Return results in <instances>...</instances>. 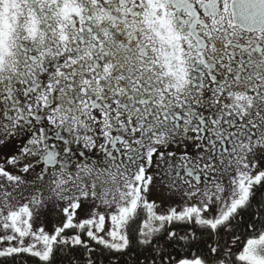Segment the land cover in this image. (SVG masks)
I'll return each mask as SVG.
<instances>
[{
  "label": "snow or ice",
  "instance_id": "obj_1",
  "mask_svg": "<svg viewBox=\"0 0 264 264\" xmlns=\"http://www.w3.org/2000/svg\"><path fill=\"white\" fill-rule=\"evenodd\" d=\"M0 264H264V0H0Z\"/></svg>",
  "mask_w": 264,
  "mask_h": 264
}]
</instances>
